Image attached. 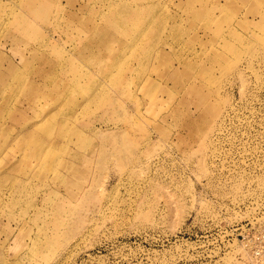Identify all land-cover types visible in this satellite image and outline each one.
Returning <instances> with one entry per match:
<instances>
[{
  "label": "rangeland",
  "instance_id": "obj_1",
  "mask_svg": "<svg viewBox=\"0 0 264 264\" xmlns=\"http://www.w3.org/2000/svg\"><path fill=\"white\" fill-rule=\"evenodd\" d=\"M247 222L264 0H0V264H251Z\"/></svg>",
  "mask_w": 264,
  "mask_h": 264
},
{
  "label": "built area",
  "instance_id": "obj_2",
  "mask_svg": "<svg viewBox=\"0 0 264 264\" xmlns=\"http://www.w3.org/2000/svg\"><path fill=\"white\" fill-rule=\"evenodd\" d=\"M251 226L253 224L250 222L241 225V242L249 254L251 264H264V231L257 229L256 231L246 232V227L249 229Z\"/></svg>",
  "mask_w": 264,
  "mask_h": 264
}]
</instances>
